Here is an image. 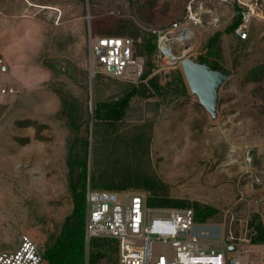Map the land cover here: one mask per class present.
I'll return each mask as SVG.
<instances>
[{
	"label": "rangeland",
	"instance_id": "1",
	"mask_svg": "<svg viewBox=\"0 0 264 264\" xmlns=\"http://www.w3.org/2000/svg\"><path fill=\"white\" fill-rule=\"evenodd\" d=\"M191 1L203 26L194 29L189 58L202 53L214 33H223L221 65L231 75L219 89L216 117L200 104L186 81V95L134 98L118 130L126 136L138 129L150 135L145 169L148 166L149 173L166 186L169 197L219 211L207 223L194 225L207 233L203 241L210 250L226 251L231 236L235 239L230 243L239 245V252H245L251 264H264V245L254 248L239 241L249 238L248 222L253 214L264 215V81L247 80L253 67L264 64L263 0H258L261 6L245 44L236 35L224 33L235 14L232 0H157L156 6L145 12L144 20L128 0H0V89L15 91L0 97V253L15 251L23 234L45 250L48 237L59 233L72 212L66 166L70 131L58 117L60 105L54 88L83 101L86 94L81 87L85 77L78 76L74 82L66 71L74 73L76 67L88 73L84 82L89 111L92 99L116 98L128 84L139 83L132 76L127 80L110 78L95 63L90 73L87 44L94 20L123 18L133 20L141 31V27L160 29L184 22L183 8ZM97 38L94 35L93 42ZM157 66L154 74L161 85L170 82L176 69L182 71L180 62L166 63L158 57ZM98 75L101 83L94 93L92 80L96 86ZM97 148L93 156L89 153L87 188L103 191L107 190L103 185L111 181L110 169L102 177L97 174ZM121 168L130 169L126 165ZM118 170L116 167L113 172ZM119 192L147 195L135 188ZM148 208L150 219L165 215ZM89 245L85 246L86 258L92 250ZM166 252L172 249L154 239V258ZM227 255L233 258L238 254Z\"/></svg>",
	"mask_w": 264,
	"mask_h": 264
},
{
	"label": "trees",
	"instance_id": "2",
	"mask_svg": "<svg viewBox=\"0 0 264 264\" xmlns=\"http://www.w3.org/2000/svg\"><path fill=\"white\" fill-rule=\"evenodd\" d=\"M128 2L140 20H144L145 12L152 10L157 4V0H128ZM232 4L235 14L224 33L235 35V30L241 23L240 14L244 7L237 0H232ZM183 12L185 19L187 14L186 3ZM112 21L94 20L91 24L92 36L132 39L133 54L136 58L144 60V72L139 83L137 85L128 84V87L124 89L120 96L110 100L92 99L91 111H89L87 105L89 97L88 87L85 83L86 76H88L86 71L76 67L73 69L74 73L66 71L67 76L74 82L78 81V76L81 79H83V76L85 77L81 84L86 94L85 101L75 97L71 92L54 88V93H56L60 105L58 117L66 122L70 131L67 141L66 166L73 209L71 214L62 222L59 233L48 237L44 250V259L47 264H103V262L112 261L118 264V244L111 239L92 240L89 245L92 246V250H89L86 258L84 226L89 153L93 156L96 147H98L99 160L97 174L102 177L103 172L106 173V169H110L109 179L111 181L103 185L107 191L119 192L129 188L143 190L147 193V207L192 209L194 221L197 224H205L219 214V211L212 206L169 197L166 186L156 176L149 173L148 166L145 169V155L148 156L149 154L150 135L142 129L134 131L130 136L121 134V131L118 130V127L127 116L134 98L149 99L157 97L165 99L169 96L186 95L187 84L183 72L176 69L172 73L170 82L161 85L158 76L154 74L158 70L156 37L151 33L141 31L139 25H136L133 20L119 18ZM144 23L148 25V22ZM222 35V32H216L210 36L203 52L193 61L198 64H206L210 70L228 75L230 72L221 65L223 59ZM237 39L241 44L247 42V40L242 41L238 37ZM233 60L237 63L235 55ZM46 65L53 73L57 72L52 65ZM98 76L100 79L96 86L94 78L92 80L94 93H98L97 90L101 83V75ZM247 80L250 82L264 81V64L253 67L247 75ZM157 106H160V102ZM89 135L92 140H90ZM123 162L130 169L124 170L125 167L121 168L124 166ZM116 167L119 170L113 172ZM93 174L91 170V185ZM263 218L262 213H255L248 222V236L251 245H264Z\"/></svg>",
	"mask_w": 264,
	"mask_h": 264
},
{
	"label": "built area",
	"instance_id": "3",
	"mask_svg": "<svg viewBox=\"0 0 264 264\" xmlns=\"http://www.w3.org/2000/svg\"><path fill=\"white\" fill-rule=\"evenodd\" d=\"M227 1V0H218ZM264 1V0H263ZM237 2L244 7L241 23L235 35L242 41L248 40L252 23L260 9L258 0L250 3ZM184 22L157 28H142V31L156 37L158 58L166 63L180 62L189 58L195 28L202 27L198 10L193 1L187 4ZM264 19V17H263ZM89 71L95 63L102 73L110 78L122 80L134 77L140 80L144 72V60L133 54L130 38L98 37L93 42L88 33ZM1 64V61H0ZM15 94L13 89H0V97ZM165 214L150 219L144 193L97 191L88 186L86 191L85 246L94 239H111L118 244V264H250L245 252H239V245L226 242V251L210 250L203 241L207 233L196 228L192 209H158ZM154 239L162 241L172 252L153 256ZM250 244V239H239ZM238 255L229 258L227 253ZM0 264H47L44 247L30 235L23 234L15 251L0 253Z\"/></svg>",
	"mask_w": 264,
	"mask_h": 264
},
{
	"label": "water",
	"instance_id": "4",
	"mask_svg": "<svg viewBox=\"0 0 264 264\" xmlns=\"http://www.w3.org/2000/svg\"><path fill=\"white\" fill-rule=\"evenodd\" d=\"M180 64L191 92L198 97L200 104L211 117H216L219 89L231 73L224 75L210 70L206 64H198L191 58L184 59Z\"/></svg>",
	"mask_w": 264,
	"mask_h": 264
},
{
	"label": "crops",
	"instance_id": "5",
	"mask_svg": "<svg viewBox=\"0 0 264 264\" xmlns=\"http://www.w3.org/2000/svg\"><path fill=\"white\" fill-rule=\"evenodd\" d=\"M249 245H251V244H249ZM251 246L254 247V248L260 247L259 245H251ZM248 260H249V257H248ZM249 263L250 264L252 263L251 260H249Z\"/></svg>",
	"mask_w": 264,
	"mask_h": 264
}]
</instances>
